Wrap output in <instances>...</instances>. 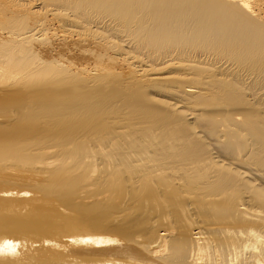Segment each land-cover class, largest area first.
<instances>
[{"label": "bare ground", "instance_id": "1", "mask_svg": "<svg viewBox=\"0 0 264 264\" xmlns=\"http://www.w3.org/2000/svg\"><path fill=\"white\" fill-rule=\"evenodd\" d=\"M5 171L0 264H264V0H0Z\"/></svg>", "mask_w": 264, "mask_h": 264}, {"label": "rangeland", "instance_id": "2", "mask_svg": "<svg viewBox=\"0 0 264 264\" xmlns=\"http://www.w3.org/2000/svg\"><path fill=\"white\" fill-rule=\"evenodd\" d=\"M19 172V171H18ZM18 172H14V171H5L4 173H2V172H0V199L2 200H0V209H1V207H2V209L3 210H0V223H2V219H3V217H4V219H14V218H16L15 216H16V214H18L17 215V217L19 216V213L21 212V207H19V206H22V214H24L25 213V210H26V213L24 214V215H30L31 213H32V207L30 206V204H31V202H35L36 200H38V201H36V202H38L39 203V201H41L42 199H44V198H38V197H41L40 195H37L38 194V192H36V190H34L32 187H30L31 188V190H32V192H31V190L30 189H28V188H26V187H24V185L23 184H25L26 182H25V180H29L30 178H31V180H33L32 178H34V177H31V176H34V175H30L29 173H23V172H21V173H23V174H19ZM10 173V174H9ZM29 174V175H28ZM2 176V177H1ZM5 176V177H4ZM16 176H17V178H16ZM7 177V178H6ZM12 177V178H11ZM14 178V179H13ZM19 178V179H18ZM24 178V179H23ZM2 180H5L4 182L2 181ZM3 183H2V182ZM23 181V182H22ZM7 182V183H6ZM10 182V183H9ZM15 182H17V183H15ZM14 183H15V185H14ZM21 183V184H20ZM4 184V185H3ZM5 184L7 185V186H5ZM8 184H11V185H8ZM13 184V185H12ZM18 185V186H17ZM21 187V191H20V187ZM3 187V188H2ZM15 188V189H14ZM26 188L27 190H24V189ZM23 189V190H22ZM29 190V191H28ZM16 191V192H15ZM4 192V193H3ZM19 192V193H18ZM22 192H25V194L26 195H24V193H22ZM12 195H15V196H17L18 194V196L16 197V200H19V202L17 203V204H15L14 205V209L12 208V211L11 212H9L10 211V207L8 206V204L6 205V203H7V201L9 200V198H11V197H14L15 198V196H11L10 194ZM31 195H30V194ZM4 194H6L5 196H4ZM22 194V195H21ZM40 194V193H39ZM8 195H10V196H8ZM29 197H28V196ZM24 198H23V197ZM37 196V197H36ZM9 197V198H8ZM26 197V198H25ZM30 198V197H32V198H30L29 200H28V198ZM5 198V199H4ZM38 198V199H37ZM24 199V200H23ZM27 201H29V202H25L26 200ZM41 199V200H40ZM23 200V201H22ZM32 200V201H31ZM45 200V201H44ZM44 200H42L41 202H42V204H47L48 206H51L52 205V203H55V202H53V200H47V199H44ZM46 200H47V203H45L46 202ZM44 201V202H43ZM20 202H22V203H20ZM41 202H40V204H41ZM25 203V204H24ZM27 203V204H26ZM21 204V205H20ZM4 206V207H3ZM6 206H8V207H6ZM18 207V209L16 208V207ZM28 207V208H27ZM34 207V206H33ZM4 209H5V211H7L6 213H4L5 211H4ZM7 209V210H6ZM9 209V210H8ZM16 209V210H15ZM29 209V210H28ZM31 209V210H30ZM18 210V211H17ZM24 210V211H23ZM4 211V212H3ZM15 211V212H14ZM17 211V212H16ZM28 211L30 212L29 214H27L28 213ZM13 212H14V215H13ZM9 213V214H8ZM12 213V215H10ZM16 213V214H15ZM3 214H5V215H8V216H4ZM9 215H10V217H9ZM12 216H13V218H12ZM20 217V216H19ZM1 225V224H0ZM57 252V251H56ZM60 252L58 253H55V256H56V259H58L57 261H60V262H62V255H60ZM60 258V259H59ZM31 260V259H30ZM29 260V262H32V263H35V261L33 262V260L32 261H30Z\"/></svg>", "mask_w": 264, "mask_h": 264}]
</instances>
